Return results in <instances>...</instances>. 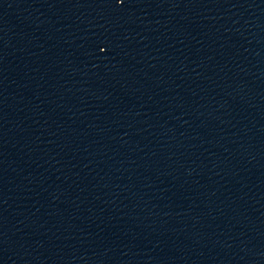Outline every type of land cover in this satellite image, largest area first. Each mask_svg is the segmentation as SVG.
Instances as JSON below:
<instances>
[{"label": "water", "instance_id": "1", "mask_svg": "<svg viewBox=\"0 0 264 264\" xmlns=\"http://www.w3.org/2000/svg\"><path fill=\"white\" fill-rule=\"evenodd\" d=\"M0 264H264V0H0Z\"/></svg>", "mask_w": 264, "mask_h": 264}]
</instances>
